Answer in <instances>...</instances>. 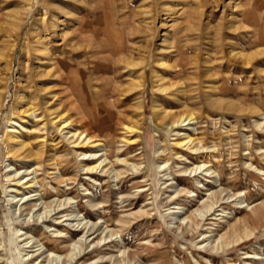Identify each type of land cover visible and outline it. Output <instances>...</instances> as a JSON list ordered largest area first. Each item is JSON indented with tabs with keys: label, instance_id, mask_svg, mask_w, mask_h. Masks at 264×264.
Masks as SVG:
<instances>
[{
	"label": "rangeland",
	"instance_id": "obj_1",
	"mask_svg": "<svg viewBox=\"0 0 264 264\" xmlns=\"http://www.w3.org/2000/svg\"><path fill=\"white\" fill-rule=\"evenodd\" d=\"M62 61L75 83L55 86L71 95L55 119L30 94ZM71 252L264 264V0H0V264Z\"/></svg>",
	"mask_w": 264,
	"mask_h": 264
},
{
	"label": "bare ground",
	"instance_id": "obj_2",
	"mask_svg": "<svg viewBox=\"0 0 264 264\" xmlns=\"http://www.w3.org/2000/svg\"><path fill=\"white\" fill-rule=\"evenodd\" d=\"M52 19V18H51ZM48 28L50 29V25L48 26ZM54 34V33H53ZM100 47V46H99ZM48 49V48H47ZM98 50V49H97ZM56 56V55H55ZM54 57H53V55L52 54H45L44 55V60H45V62H44V66H43V69H45V68H47L49 65H51L52 66V63L51 62H54ZM43 60V61H44ZM137 65H135V67H136ZM53 67H55V66H53ZM145 66H143V68H144ZM169 67V69L167 70V75H169V76H171L172 78H174L175 76H177L178 74H180L183 70H184V68H185V66L184 65H177V68H178V70L176 71V72H172V70L174 69V67H176V66H168ZM73 66H71V65H69V64H66V62H59V64L57 63L56 64V67H55V73H53V74H50V73H48V72H46V74H45V72H41V73H39V78H41L40 80V82H39V85L40 86H43V87H39L38 89H36V92L35 93H33V94H30V96L34 99H38V100H40V101H42V102H44V109H45V111H47V112H51L55 107H57L55 110H57L58 111V114L56 115V116H54L55 117V119L56 118H59L60 117V114L62 113V112H64V110H66L68 107H69V105H70V102H71V98H68V97H70L71 95H70V93H69V96H68V93L66 92V94H65V97L63 96V92H64V89L61 91V90H59V89H56L55 88V86H63V84H66V83H68V82H70V86L69 87H72V84H73V86H74V80H73V76H72V74H71V72H72V70H73ZM134 68V67H133ZM48 71V70H47ZM92 71H95V69L94 70H92ZM144 71V70H143ZM79 73V72H78ZM144 73V72H143ZM49 75H51V77H52V79H50V80H47V79H44L45 77H50ZM84 76V75H83ZM165 77V76H164ZM38 78V79H39ZM51 84H52V86H51ZM161 84V83H160ZM165 84V83H164ZM176 83H174V84H172V83H170L169 84V86L168 87H170V89H171V87L173 88L174 87V85H175ZM166 85V84H165ZM45 86H51V87H46V88H48V89H44V87ZM68 86V85H67ZM176 87H177V85H175ZM167 86H165V90H168L169 88H168ZM113 88V87H112ZM163 88V87H162ZM72 90V89H71ZM175 90H177V89H175ZM122 92V91H121ZM72 93V92H71ZM31 101H33V100H31ZM50 101V102H49ZM34 102V101H33ZM28 104V103H27ZM43 104V103H42ZM35 105H37V100H36V103H35ZM39 105V104H38ZM121 106V105H120ZM38 107V106H37ZM27 108H28V106H27ZM26 108V109H27ZM40 107H38V109H39ZM94 110V109H93ZM26 111V114H28L29 116H33L34 117V119H36V116L34 115L35 114V111H32V107L31 108H28L27 110H25ZM39 111V110H38ZM38 113V112H37ZM123 113H124V111H123ZM46 114V113H45ZM93 114H95V116H96V118H99V120H100V122L98 123L99 125L97 126V128H107V127H105V124L103 123V120L102 119H100V116L99 115H96V113H93ZM116 114H117V112H116ZM27 115V116H28ZM37 115H39V113L37 114ZM47 115H49V113L47 114ZM43 116V115H42ZM41 116V117H42ZM120 116V115H119ZM124 116V115H123ZM126 116V115H125ZM113 117V116H112ZM115 117V116H114ZM165 117H170V115H166ZM173 118L174 117H176V119L177 120H175L171 125H172V127H176V128H183L184 126H186V125H188L187 124V122L188 121H190L191 119L190 118H186L184 115H179V116H172ZM190 117V116H189ZM48 118H50V117H48ZM62 118H63V116H62ZM91 119L90 120H92V118L93 117H90ZM117 118V117H116ZM105 119V118H104ZM112 119V118H111ZM130 119V118H129ZM128 118H118L117 120L115 119L114 121H113V119H112V122L111 123H113L112 124V126L110 125L108 128H120V127H122V128H129V130H130V128H135L136 127V123H134V124H131V122H133V121H131L132 119H130L129 120ZM166 119V118H165ZM37 120V119H36ZM40 120V119H39ZM39 120H37V121H39ZM53 120V119H52ZM94 120V119H93ZM92 120V121H93ZM110 120V119H109ZM166 121V120H165ZM187 121V122H186ZM40 122V121H39ZM57 122H58V120H57ZM171 122V121H170ZM37 123V122H36ZM52 124H53V121L51 122ZM55 123V122H54ZM189 123V122H188ZM40 124V123H39ZM41 125V124H40ZM68 124L66 123V124H64V126H67ZM109 125V124H108ZM42 126V125H41ZM91 127V126H90ZM95 127V126H94ZM92 128V127H91ZM12 132V131H11ZM12 133H14V132H12ZM112 136V135H111ZM17 139H18V137H17ZM7 140H8V142H9V144H11L12 142H14L15 140H16V137L14 136V135H8V138H7ZM19 140V139H18ZM20 141V140H19ZM20 143V142H19ZM191 143H193V141L191 140V139H188L187 141H183V142H181V143H179L178 145L180 146V147H187L189 150H190V148H189V145H191ZM23 145V144H22ZM22 145H21V147H22ZM29 146V145H28ZM15 152H17V151H15ZM32 153V152H31ZM10 154H11V151H9L8 150V152H7V155H9L10 156ZM11 156H13V155H11ZM18 156H20V153H19V155ZM27 156H28V153H27ZM27 156H26V158H27ZM31 156V155H30ZM15 157H17V156H15ZM19 159V158H18ZM22 159V158H21ZM17 175V174H16ZM16 175L14 176V178L16 177ZM13 180V179H12ZM17 185L18 186H20V187H23V188H25V189H27V188H31L34 184L33 183H30V180L28 181V180H26V178L25 177H22V178H20L18 181H17ZM177 194V193H176ZM37 205H35L34 204V206L32 207L33 209L36 207ZM261 206V205H260ZM33 211V210H32ZM40 218H42V216L41 217H39V219ZM43 219V218H42ZM184 220V219H183ZM83 238L84 237H82L81 238V240H83ZM88 241V239L87 238H85L84 239V242L86 243ZM215 248V247H214ZM73 256H75V254L73 253V252H71L68 256H66V257H61V256H57L56 258L58 259V260H62L63 262V264H69L72 260H73ZM47 257H55L52 253H50V252H48V256ZM71 264V263H70Z\"/></svg>",
	"mask_w": 264,
	"mask_h": 264
}]
</instances>
